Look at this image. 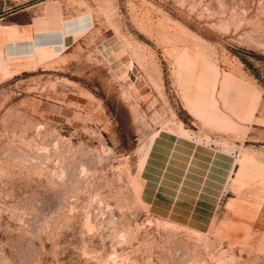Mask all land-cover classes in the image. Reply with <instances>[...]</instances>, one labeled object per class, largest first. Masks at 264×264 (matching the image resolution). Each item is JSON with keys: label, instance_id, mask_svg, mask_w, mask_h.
<instances>
[{"label": "rangeland", "instance_id": "374dc122", "mask_svg": "<svg viewBox=\"0 0 264 264\" xmlns=\"http://www.w3.org/2000/svg\"><path fill=\"white\" fill-rule=\"evenodd\" d=\"M0 15L31 26L0 87V264H264V206L198 231L150 215L137 175L155 129L184 119L179 92L214 79L262 93L242 158L264 192V0H0Z\"/></svg>", "mask_w": 264, "mask_h": 264}, {"label": "crops", "instance_id": "0c3cea01", "mask_svg": "<svg viewBox=\"0 0 264 264\" xmlns=\"http://www.w3.org/2000/svg\"><path fill=\"white\" fill-rule=\"evenodd\" d=\"M2 18L0 15V87L11 77V44H20L16 40L31 27ZM39 38L33 39L34 50L38 45L35 51L42 48ZM202 87L198 79V92H179V111L184 119H177L171 128L155 129L137 171L139 198L150 215L198 231L218 223L220 209L226 210V216H235L236 206L241 207L245 200L243 207L247 209L264 206V192L258 191L257 183L245 179L243 164L251 150V133L260 125L254 118L262 93L217 92L214 79L205 90ZM234 150L238 152L235 158ZM258 212L247 214L242 222L253 224Z\"/></svg>", "mask_w": 264, "mask_h": 264}, {"label": "built area", "instance_id": "2783aa9c", "mask_svg": "<svg viewBox=\"0 0 264 264\" xmlns=\"http://www.w3.org/2000/svg\"><path fill=\"white\" fill-rule=\"evenodd\" d=\"M232 155H233V157L235 158V157L238 156V152H237L236 150H234V151L232 152Z\"/></svg>", "mask_w": 264, "mask_h": 264}, {"label": "bare ground", "instance_id": "6f19581e", "mask_svg": "<svg viewBox=\"0 0 264 264\" xmlns=\"http://www.w3.org/2000/svg\"><path fill=\"white\" fill-rule=\"evenodd\" d=\"M37 46H38V45L36 44L35 50H36V48H38Z\"/></svg>", "mask_w": 264, "mask_h": 264}]
</instances>
